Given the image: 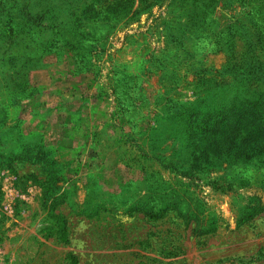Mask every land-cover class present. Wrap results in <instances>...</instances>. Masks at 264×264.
<instances>
[{"label":"rangeland","instance_id":"rangeland-1","mask_svg":"<svg viewBox=\"0 0 264 264\" xmlns=\"http://www.w3.org/2000/svg\"><path fill=\"white\" fill-rule=\"evenodd\" d=\"M136 1L81 64L70 28L28 27L0 0V264H264L263 155L191 176L151 159L182 156L159 122L203 82L264 59V0ZM195 9L181 43L167 31Z\"/></svg>","mask_w":264,"mask_h":264},{"label":"trees","instance_id":"trees-1","mask_svg":"<svg viewBox=\"0 0 264 264\" xmlns=\"http://www.w3.org/2000/svg\"><path fill=\"white\" fill-rule=\"evenodd\" d=\"M12 1L15 5L10 10L17 7L20 13H26L25 22L28 27L36 24L59 27L61 31L58 34L70 31L73 39H69L66 45L75 51L81 64L91 62L93 50L98 49L106 40L112 26L115 27L118 21L133 12L137 2L117 0L114 5L104 8L100 3L107 0H29L21 4L19 0ZM194 11L195 13H187V22L173 31H167L179 38L181 43L189 38L199 37L197 31L202 13H196V9ZM63 14L73 17L74 23H64L60 19ZM12 21L10 19L6 24L7 36L13 35L16 30L11 27ZM105 25H110L109 29L99 32L98 29ZM67 28L70 30L67 31ZM260 58L255 62L242 64L231 61L218 71L217 78L212 76L198 87V97L194 103L189 104L190 111L183 119L177 122L176 119L163 118L159 125L168 120L173 129L177 130L174 137L180 139L182 156L169 160L164 156L158 158L154 152L151 159L156 158L164 169L169 168L178 174L191 176L195 173H211L222 168L244 166L257 156H264V59ZM16 74L19 76L20 73ZM254 80L259 82L256 87L252 85ZM17 136L20 138L23 134L19 132ZM40 147L33 148L36 151ZM2 156L4 157L3 154ZM234 184L235 182L226 183L222 188L224 191L235 189ZM227 186L229 187L226 188Z\"/></svg>","mask_w":264,"mask_h":264}]
</instances>
